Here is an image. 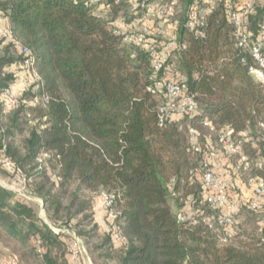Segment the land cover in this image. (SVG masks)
Instances as JSON below:
<instances>
[{"label":"trees","instance_id":"trees-1","mask_svg":"<svg viewBox=\"0 0 264 264\" xmlns=\"http://www.w3.org/2000/svg\"><path fill=\"white\" fill-rule=\"evenodd\" d=\"M250 2L252 11L241 23L255 42L264 0ZM192 3L187 0L177 28L178 43L185 46L167 58L168 70L152 82V55L124 44L110 28L119 7L98 17L83 0H0L1 23L32 52L42 80L39 90H26L17 106L7 107L2 91L14 82L7 68L24 58L0 40V156L26 181L0 168L26 197L41 202L44 215L0 185V255L18 264H70L72 241H64L70 232L93 264H264V215L243 203L231 214L232 233L224 235L216 222L224 210L206 203L195 175L201 155L191 151L187 136L194 129L203 152L206 146L221 152L218 132L230 128L235 138L246 133V155L254 159L259 150L264 158V130L259 140L257 129L264 123V83L249 73L255 63L237 46L231 20L246 0L217 1L204 18L203 37L184 27ZM169 71L185 81L198 111L160 126L157 109L165 98L147 87L160 91ZM42 95L46 103L31 104ZM252 174L264 180V169ZM101 193L115 196L117 217L106 230L93 212ZM170 200L189 207L192 218L179 222ZM114 229L124 236L123 246L115 244Z\"/></svg>","mask_w":264,"mask_h":264},{"label":"built area","instance_id":"built-area-1","mask_svg":"<svg viewBox=\"0 0 264 264\" xmlns=\"http://www.w3.org/2000/svg\"><path fill=\"white\" fill-rule=\"evenodd\" d=\"M80 1V0H75ZM90 7L92 14L98 17H105V14L113 7L124 9L130 16V22L124 23V17L118 16L110 22V28L113 33L120 37L124 44H134L144 51L150 53L153 57V75L151 81H156V75L159 72L166 71L165 62L167 58L178 48L184 47L177 40V28L179 25L178 15L182 13L179 0H83ZM219 0H193L192 5L186 11L184 27L189 30L195 37H203L202 27L204 18L210 8ZM231 3L234 0H226ZM252 11L250 0H246L244 7L240 13H232L231 20L235 27L234 36L237 46L247 49L255 63V67L249 68L251 76L260 83H264V55L262 49L264 47V24L255 42H250V34L242 27L241 16ZM0 40L4 43L13 44L23 56L24 60L18 66L20 72L12 73L13 83L2 91V99L7 107L12 108L18 105L19 99L24 92L30 88L37 91L42 86L41 76L34 69V60L32 52L20 45V42L13 36L12 30L3 25L0 21ZM170 71L166 74L161 85V90H157V86L149 85L147 91L159 97L163 94L165 100L161 102L157 109L159 125L162 126L167 120H175V117L192 118L197 114V105L194 96L189 93V89L185 81L174 79ZM45 95L32 100L31 104L39 105L46 103ZM204 126L209 127L207 121ZM257 129L264 130V123L258 124ZM230 128H223L218 132V144L228 157H234L235 162L230 167L234 174L243 176L250 175L247 178V186L250 187L251 194L245 201V204L252 211L260 212L264 215V180L256 175L252 176V171H261L264 169V158L260 156L257 150V158L251 159L243 152L242 146L246 133H241L239 138L232 135ZM188 142L193 153L201 155L199 169L196 177L200 179L204 190V199L213 209L224 210L223 214L216 219L218 225L225 227L224 235L229 236L232 233L234 219L231 214L226 212V208L230 202L234 183L214 169L212 160L217 152H210L211 146H206L203 152L198 144V135L194 129L188 130ZM259 140H263L260 137ZM46 155H44L45 157ZM0 166L5 170L16 172L18 179L23 183L26 177L14 168L10 159L0 156ZM174 196V195H173ZM101 208L104 211L105 226L109 229L110 224L116 219V214L112 210L115 196L101 193L98 196ZM179 222L188 221L192 218L186 212H180L177 216ZM195 223L196 219H192ZM204 223L209 228L213 227L210 219H204ZM259 231L264 229V218L259 223ZM60 232V230H56ZM72 237L69 253L76 264H80V256H82V248L80 240L76 239L70 232H64ZM114 242L118 246L125 244V238L119 230L114 229ZM224 241V240H223ZM38 243V242H37ZM0 264H18L13 257L0 255Z\"/></svg>","mask_w":264,"mask_h":264},{"label":"rangeland","instance_id":"rangeland-1","mask_svg":"<svg viewBox=\"0 0 264 264\" xmlns=\"http://www.w3.org/2000/svg\"><path fill=\"white\" fill-rule=\"evenodd\" d=\"M179 4H180V9H181L182 13H180L178 15V19H180L183 15L185 5L187 4V0H179ZM120 16L124 17V23L125 24H128L130 22V16L124 9L121 10ZM170 58L173 59L172 55ZM7 69L11 73H19L20 72L17 65L10 66ZM261 138H262V136H261ZM263 148H264V140H263ZM220 151H221L220 154L222 155L220 157V160L223 163L225 160V163H226L225 166L224 165L221 166V168L223 169V174H221V175L224 178L230 179L234 183V190L232 192L230 202L226 208V212L229 214H232V212L235 211L239 207V205H242L243 203H245V201L248 199V197L251 194L250 187L247 186V178L250 175L239 176V175L234 174L233 170H231V168H230L232 166V164H234L233 161L229 159L228 155L225 154L223 150H220ZM256 158H257V155L255 156L254 159H256ZM228 165H229V167L227 168L226 166H228ZM252 176H253V174H252ZM12 184L17 185L18 183H16L15 180H13L3 169L0 168V185L6 187L7 189H10ZM17 188H18V186L15 187V189H17ZM236 201L240 202V204H236ZM35 207H36V210L40 214L41 209L39 208V206L35 205ZM40 216L43 217L44 216L43 213H42V215L40 214ZM241 219H242V217L237 218L238 221ZM64 241H66L67 243H70V241H72V237L67 235V234H64ZM79 261L81 264H83L84 262L87 263L88 259L86 258L84 253H82V256H80Z\"/></svg>","mask_w":264,"mask_h":264},{"label":"crops","instance_id":"crops-1","mask_svg":"<svg viewBox=\"0 0 264 264\" xmlns=\"http://www.w3.org/2000/svg\"><path fill=\"white\" fill-rule=\"evenodd\" d=\"M174 119L175 120H179L180 117H175ZM221 156L222 155L220 154V152H218V154L215 155L213 157V160H212V163H213V166H214L215 171L217 173H219L220 175L223 174V169L221 168V166H223V165L225 166V164H226L225 163V160H224V163L220 160V157ZM226 167L228 168L229 165L226 166ZM16 186H18L17 189H15ZM9 190L17 193L18 196L23 197V198L27 199L28 201L32 202L33 205H38L39 208L41 209V202L39 200H35V199H32V198L26 197V195L24 194L23 187L20 184H17V185H13L12 184L11 185V188ZM169 203H170V206L172 208V211L175 214H178L179 212H189V207H179L172 200H170ZM238 203L239 202L236 201V204H238ZM93 212H94V216H95L96 223L98 224V226L100 227V229L106 230L105 217H104L105 214H104L103 209L101 208L100 200H99L98 197L95 198L94 205H93ZM40 214L42 215V211L40 212ZM70 264H76L71 256H70ZM83 264H93V263L88 259L87 263L84 262Z\"/></svg>","mask_w":264,"mask_h":264}]
</instances>
